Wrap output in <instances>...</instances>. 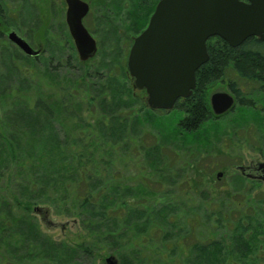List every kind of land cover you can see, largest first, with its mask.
<instances>
[{
    "label": "rangeland",
    "instance_id": "obj_1",
    "mask_svg": "<svg viewBox=\"0 0 264 264\" xmlns=\"http://www.w3.org/2000/svg\"><path fill=\"white\" fill-rule=\"evenodd\" d=\"M86 1L92 9L84 26L97 40L99 51L85 65L69 34L65 0H0L7 30L35 50H43L37 62L31 63L7 38L0 39V213L6 219L0 225V240L5 238L0 243V264H108L109 258L115 264H197L200 258L199 264H264V182L251 180L238 170L264 164V91L260 84L228 69L224 81L208 88L209 102L216 92L233 94L229 83L235 82L253 106L240 105L233 94L235 105L225 115L216 117L212 112L214 119L198 131L178 128L176 116L148 107L145 93L134 90L128 72L133 39L147 28L153 13L135 12L139 0ZM146 17L147 24L138 33ZM40 80L52 117L24 108L27 99L35 102L42 94ZM88 83L93 87L86 92L92 106L80 108L83 120L86 123L103 115L107 122L98 128L99 136L114 146V155L123 149L126 158L122 168L115 167L109 174L120 183L118 196L128 202L126 208L122 201L112 205L116 197L115 192H107L111 187L93 189L95 195L103 196V208L117 211L106 223L87 222L70 216L65 207L41 203L46 196L34 197L40 190L28 195L25 171L19 169L12 177L5 158L9 144L19 156L36 160L40 153L57 152V140L65 141L63 127H67L66 114L71 110L59 109L64 97L61 89L85 95L83 87ZM82 98L77 94L67 99L78 114ZM111 101L117 108L106 105ZM131 110L140 111V117L135 119ZM82 123L71 127H83ZM26 137L28 148L22 141ZM41 163L34 176L49 171L50 162ZM97 178L103 186L107 172L99 171ZM18 200L34 204L33 222L26 224L29 221ZM37 206L51 208L50 223L34 215ZM35 226L43 239L30 233L33 241L27 247L24 237ZM8 235L21 242L16 247L19 252L13 250ZM214 242L221 246L216 253Z\"/></svg>",
    "mask_w": 264,
    "mask_h": 264
},
{
    "label": "trees",
    "instance_id": "obj_2",
    "mask_svg": "<svg viewBox=\"0 0 264 264\" xmlns=\"http://www.w3.org/2000/svg\"><path fill=\"white\" fill-rule=\"evenodd\" d=\"M139 1L140 4L138 5V9H135V12L139 10L140 13L147 14V12L150 11L148 14H152L160 0ZM0 15H2L1 8ZM148 19L149 18L146 17L144 22H142L143 24L141 25V29L138 28L136 30L138 33L145 28ZM133 23H130L129 25L132 26ZM131 26L129 27L130 31ZM129 37L130 36H128V38ZM207 49L209 61L197 72V87L193 95L190 98L178 103L175 111L171 113L172 116H176V118H178L177 127L187 132L198 131L206 123L214 119L210 102L207 97V90L212 85L220 81H224V77L228 69L234 70L239 78L243 80L260 84L261 89L264 91V42H261L257 38H250L240 47L232 48L224 40L215 37L208 41ZM38 58L39 57L30 58L29 61L31 63H36ZM11 61L14 60H10V63ZM91 61L84 64H89ZM86 79L85 82H87ZM38 83V85H40L38 86V90L42 94L35 99V102L34 99L33 101H31V99H27L26 103H24V108L29 113L40 112L52 117L54 112L50 108V105L45 102V98H43L45 97L43 94L45 87L44 81L40 80ZM87 85L88 86L83 87V89H85V95L81 92H76L77 90L74 89H61L64 92V97L60 98L59 109L62 110L65 107L66 109L67 107H70L71 110L68 111V114H66V117L68 118L66 122L67 127L65 128L62 126L63 129H66L65 141L62 143L59 139L57 140V142H59L58 147H56L57 152L48 153L47 155L46 153H40L37 156L38 159L36 160L35 157L31 156H28L27 158L19 156L16 149L11 144L7 143L11 147H7L9 150L5 158L6 160H9L8 164L10 167L8 168H10V170L8 173L12 177H14L15 173L18 172L19 169L21 172L25 171L24 177L26 182H29V186H25L24 188L25 190L27 189L26 192L28 195L40 190L41 193L35 194L34 197L40 194L46 196V200H42L41 203L50 204L55 208H60V206L65 207L70 213V216L83 218L84 221L87 222H96V220H99L102 221V223H106L110 222L114 216L116 217L117 211H107L106 208H103L101 205L103 196L95 195L93 189L96 186H101L103 188L111 187L112 189L107 192H115L114 196L116 197L112 205L116 206L120 201H122L123 209L126 208L128 202L123 201V199L118 196V193L122 190L120 183L109 176L111 169L113 170L116 167L117 170H119L125 165L126 158L124 157L123 149L117 150L114 155V146L103 141V139L99 136L98 128L101 124H105L107 122H105L103 115H101L103 113L99 114L102 117L98 116L94 119L89 118L86 123L83 120L80 108L84 106L90 108L92 106V103H90L91 98L86 94V92L90 91L93 87L90 83ZM229 89L239 100L240 105L245 107L253 106V102L245 99L242 90L236 86L235 82L229 83ZM77 94L83 95L78 109L80 114H78L76 110H73L70 103L67 102V99H70L71 96L76 97ZM103 97L105 98L104 95ZM20 98L21 101L24 102V97ZM13 99L16 100V98ZM106 105L115 107L116 103L111 101ZM100 108L102 109V106H100ZM131 111L132 114H135V119L137 118V115L141 114L140 111ZM63 114L65 115V112H63ZM138 117H140V115ZM150 117L152 118V116ZM158 122H161V120ZM77 123H82L84 126L78 128L71 127L73 124L76 125ZM25 135H27V137L29 136L27 133H25ZM27 137L22 141L26 142L25 147L28 148L27 140L29 141L31 138L28 137V139ZM53 140H55V138ZM39 162L41 167L44 165V163L41 162H50L51 165H48L49 171L47 166H45L44 170L48 171L47 173L43 171V175L34 176V169L40 168L38 165ZM118 165L120 166L119 168ZM12 168H14V171H12ZM50 171L54 173L49 174ZM99 171L107 172V178L104 180L103 186L98 183L102 180H98L97 178ZM42 188H45L43 192L41 190ZM34 203L37 204L36 202ZM17 204L20 209H23L25 219L29 221L26 224L31 223V221L33 222L34 219L31 216V207L34 204L31 201L23 202L21 200H18ZM4 220H6L5 217L0 213V225L4 224ZM30 233H33L32 236L35 239H43L41 232L35 226V230H30L28 237H24L27 241V247L31 246V242L33 241L31 240L32 236H30ZM7 240L14 246L13 250L15 252H19L16 247H18L21 242L20 244L19 241L16 243L11 235H8ZM45 240L48 242L51 241L46 238ZM0 241H2L0 243H4L5 238ZM212 247L215 249V253L221 248L220 244L215 242ZM217 255L218 254H215V257ZM202 261L203 260L200 258V261L197 262V264L202 263ZM207 262L208 261L204 264H207Z\"/></svg>",
    "mask_w": 264,
    "mask_h": 264
},
{
    "label": "water",
    "instance_id": "obj_3",
    "mask_svg": "<svg viewBox=\"0 0 264 264\" xmlns=\"http://www.w3.org/2000/svg\"><path fill=\"white\" fill-rule=\"evenodd\" d=\"M66 24L81 62L97 55V41L88 32L83 19L90 10L82 0H65ZM219 37L232 48L250 38L264 42V0H161L148 27L134 39L128 57V72L134 90L147 93L151 110L170 111L179 99H188L196 89V74L209 61L207 42ZM27 56L37 57L34 50L17 33L9 35ZM235 98L227 92L210 97L215 115L229 112ZM264 174V164L260 165ZM245 173L246 168L239 167ZM219 174L218 177H221ZM264 179V177H263ZM34 214L43 222L51 215L47 207L38 206ZM108 264H115L113 258Z\"/></svg>",
    "mask_w": 264,
    "mask_h": 264
},
{
    "label": "flooded vegetation",
    "instance_id": "obj_4",
    "mask_svg": "<svg viewBox=\"0 0 264 264\" xmlns=\"http://www.w3.org/2000/svg\"><path fill=\"white\" fill-rule=\"evenodd\" d=\"M84 1V0H83ZM86 1V0H85ZM1 8V7H0ZM91 8V7H90ZM92 9V8H91ZM1 11H2V15H0V39H5V38H7V40L9 41V42H11L10 41V39H9V35L13 32V31H8L7 30V28H6V26L8 25V23L6 22V20H5V14H4V12H5V10L4 9H2L1 8ZM16 33V32H15ZM14 46H16L21 52H22V50L16 45V44H14L13 42H11ZM34 49V48H33ZM39 49H41V48H39ZM38 49V50H39ZM43 52V50L41 51V53ZM142 93H144V92H142ZM181 101L179 100L178 102H177V104L178 103H180ZM245 174H246V176L247 177H249L251 180H261L260 178H262L261 176H262V169L260 168V167H249L248 168V170H246V172H245Z\"/></svg>",
    "mask_w": 264,
    "mask_h": 264
}]
</instances>
